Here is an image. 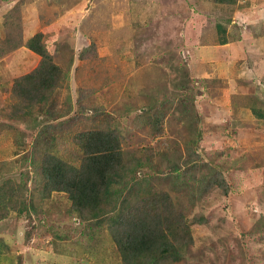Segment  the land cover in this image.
Returning <instances> with one entry per match:
<instances>
[{"label": "rangeland", "instance_id": "rangeland-1", "mask_svg": "<svg viewBox=\"0 0 264 264\" xmlns=\"http://www.w3.org/2000/svg\"><path fill=\"white\" fill-rule=\"evenodd\" d=\"M40 32L63 78L26 108L14 88ZM106 124L138 169L127 189L185 215L170 264H264V0H0V264H123L117 211L84 218L44 175L51 154L79 166L77 136Z\"/></svg>", "mask_w": 264, "mask_h": 264}, {"label": "trees", "instance_id": "trees-1", "mask_svg": "<svg viewBox=\"0 0 264 264\" xmlns=\"http://www.w3.org/2000/svg\"><path fill=\"white\" fill-rule=\"evenodd\" d=\"M212 1L235 4L238 0ZM218 27L225 34L226 30L221 25ZM43 38L40 32L29 39L28 47L41 56V61L32 72L18 78L14 88L26 108L48 102L63 78V70L54 61ZM227 42L225 36L219 40L220 44ZM150 124L154 128L160 122L151 118ZM106 125L107 130L86 131L77 136L83 151L79 166L54 154L47 156L44 161L47 188L68 193L73 209L87 219L117 211V215L110 219L109 227L123 264L180 261L182 248L192 240L189 224L184 221L185 215L168 191L143 194L138 188L127 189L130 186L129 172L136 174L138 169L133 171L131 162L125 158L120 136L111 125ZM138 162L142 165L141 160ZM216 184L227 189L224 179ZM117 185L120 188L115 189ZM117 200H122L123 204L118 206ZM6 215L0 210V220Z\"/></svg>", "mask_w": 264, "mask_h": 264}, {"label": "crops", "instance_id": "crops-1", "mask_svg": "<svg viewBox=\"0 0 264 264\" xmlns=\"http://www.w3.org/2000/svg\"><path fill=\"white\" fill-rule=\"evenodd\" d=\"M226 32H227V31H226ZM227 39H228V42H227V43H225V44H220V43H219V46H220V45H222V46L225 45V46H226V48L223 49V50H232V51H233V49H234L235 47H238V46L240 45V44H238V45H234L233 47H231L232 41L229 40L228 37H227ZM257 55H258V54H257ZM233 59H234V58H233ZM256 59H258L259 61H258V64L255 65V67H252L254 70L257 69V66H261V64H262V62L259 63L260 60L262 59L260 55H258V57H257ZM227 61H230V60L227 59Z\"/></svg>", "mask_w": 264, "mask_h": 264}]
</instances>
